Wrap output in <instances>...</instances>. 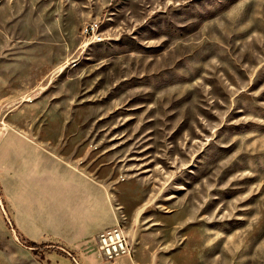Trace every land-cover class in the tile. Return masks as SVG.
I'll return each instance as SVG.
<instances>
[{"label":"rangeland","instance_id":"1","mask_svg":"<svg viewBox=\"0 0 264 264\" xmlns=\"http://www.w3.org/2000/svg\"><path fill=\"white\" fill-rule=\"evenodd\" d=\"M59 132L115 192L120 264H264V0H0V140ZM4 189L0 264L121 258L32 245Z\"/></svg>","mask_w":264,"mask_h":264},{"label":"crops","instance_id":"2","mask_svg":"<svg viewBox=\"0 0 264 264\" xmlns=\"http://www.w3.org/2000/svg\"><path fill=\"white\" fill-rule=\"evenodd\" d=\"M60 126L64 131L72 125ZM74 136L59 132L55 140L4 137L0 173L12 219L23 236L37 243L55 239L71 250H87L89 239L95 240L98 233L119 222L120 210L108 179L91 168L87 157L91 148L85 152L80 145L70 144L82 140ZM90 254L84 255L87 264ZM126 257L132 256H123L115 264L129 262Z\"/></svg>","mask_w":264,"mask_h":264},{"label":"built area","instance_id":"3","mask_svg":"<svg viewBox=\"0 0 264 264\" xmlns=\"http://www.w3.org/2000/svg\"><path fill=\"white\" fill-rule=\"evenodd\" d=\"M98 28V23L92 22L88 23L83 31L87 34H91L95 33ZM89 243L94 244L98 249V253L109 260L122 256H132L133 248L131 245L132 242L129 240V234L119 222L113 227L102 230L97 234L95 240L88 242V244ZM76 262L77 264H82L78 260H76Z\"/></svg>","mask_w":264,"mask_h":264},{"label":"trees","instance_id":"4","mask_svg":"<svg viewBox=\"0 0 264 264\" xmlns=\"http://www.w3.org/2000/svg\"><path fill=\"white\" fill-rule=\"evenodd\" d=\"M31 244L32 245H37V241L35 242V241H31Z\"/></svg>","mask_w":264,"mask_h":264}]
</instances>
